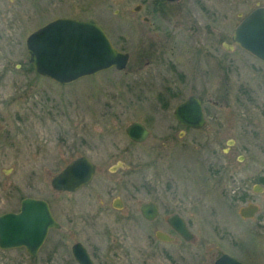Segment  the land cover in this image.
I'll use <instances>...</instances> for the list:
<instances>
[{"label":"rangeland","instance_id":"1","mask_svg":"<svg viewBox=\"0 0 264 264\" xmlns=\"http://www.w3.org/2000/svg\"><path fill=\"white\" fill-rule=\"evenodd\" d=\"M143 4L0 0V215L34 198L47 201L55 217L65 216L80 198L65 195L60 205L50 181L84 156L96 165L88 189L108 180L116 185L111 198L123 202L120 212L105 211L106 224L98 219L105 213L97 216L91 235L112 264H210L215 247L240 262L264 264V63L231 42L240 21L264 0H180L156 17ZM63 17L97 21L129 54L125 69L66 86L36 74L26 39ZM155 42L163 50L156 66ZM192 95L202 101L206 126L180 135L173 111ZM134 122L149 131L143 143L125 134ZM118 162L127 168L111 173ZM148 202L159 207L156 221L140 215ZM88 204L94 211L98 201ZM249 205L258 212L242 219L240 209ZM174 213L189 222L192 242L157 241V231L170 234L163 220ZM50 249L43 246L36 259L24 249L0 250V264H55L56 257L47 260Z\"/></svg>","mask_w":264,"mask_h":264},{"label":"water","instance_id":"2","mask_svg":"<svg viewBox=\"0 0 264 264\" xmlns=\"http://www.w3.org/2000/svg\"><path fill=\"white\" fill-rule=\"evenodd\" d=\"M174 2L178 0H167ZM231 42L264 63V7H257L235 28ZM226 50L232 46L224 44ZM28 63L34 71L59 85H69L81 78L116 68L122 70L128 62V54L115 49L101 26L94 20L57 18L40 27L26 39ZM175 119L183 126L201 128L205 120L201 103L195 96L179 104L174 111ZM127 137L142 143L148 131L140 123H132L126 129ZM231 146V141L228 143ZM95 167L86 157L72 161L63 171L51 179L56 191L75 192L90 182ZM259 186L253 192L261 193ZM258 208L246 206L240 209L243 219L254 218ZM143 219L153 221L159 215L156 203L149 202L140 207ZM172 228L186 241L192 235L178 215L168 220ZM55 220L45 201L24 199L19 213L0 215V249L25 248L34 257L42 246L49 229L57 228ZM162 241H170L158 234ZM81 264H88L87 257H79ZM215 264H242L226 255Z\"/></svg>","mask_w":264,"mask_h":264},{"label":"flooded vegetation","instance_id":"3","mask_svg":"<svg viewBox=\"0 0 264 264\" xmlns=\"http://www.w3.org/2000/svg\"><path fill=\"white\" fill-rule=\"evenodd\" d=\"M179 2L170 3V2H166L165 0H151V2H147V1L143 0V3H144L143 5H146L147 7L150 6V10L155 12V17H156V16H160L161 14L162 15L164 14V12L166 10L165 6L169 7L170 5H178ZM143 5H142V7H143ZM134 9L140 10L141 6L138 5ZM170 14L172 15V13H170ZM145 20L147 21V18H145ZM167 37H168V35H167ZM162 46H164V44H162ZM157 48H158V43L155 42V66L159 65V62H160L159 57L161 56L162 51H163V50L157 51L156 50ZM171 57H173V52L171 53ZM148 64L149 63L146 62V65H148ZM173 64H174V62L171 59V65L169 66L168 69L171 70L172 74L174 73V71L176 69V67L173 66ZM186 75H187V73H186ZM159 76H160L159 72L155 73V79H157ZM174 76L175 75L173 74V77ZM177 78H178V76H177ZM178 80H180V82H181L180 78H178ZM159 81H162V79H159ZM199 101L201 102L202 111L204 113L202 101L200 99H199ZM160 102H162L164 105L165 104L168 105L169 101L164 100L162 98L160 100ZM173 118H174L177 126L180 128V135H183L189 131L197 132L206 126V119H205L204 125L199 129L184 127L175 119L174 111H173ZM93 165L95 166V172H94V175H93L91 181L88 184L77 189L75 192L69 193V192H64V191H56L52 188V190L56 193V195H58L57 199H58L60 205L64 201L65 195L71 196V195H77L78 194L80 199L75 198V204L73 205L75 209L74 208L71 209L70 207L72 205H70L68 210L65 209L66 210L65 216H64V214L62 215V213H61V216L55 217L54 213L52 212L50 204L47 201H45V202H47V204L51 210L52 216H53L56 224L58 225V227L52 228L48 231L42 247L46 246V245L48 246V244L50 246H52V249H50L49 258L47 260H52L56 257L55 264H81L79 262V257H87L88 264H112V260L110 258L111 253L108 252V249L106 247H104V245L102 243L100 244V243H96L95 241L93 242L91 235H95L93 232H94V226H95V221L97 220V216L104 214L105 211L107 213H109V212H120L122 207H123V202L121 201V199H119L117 197L111 198L113 189L116 188V185L113 183L111 185H108L109 184L108 180H102V182H104L105 185L103 184V185L95 186L93 188L91 187L88 189V186L91 185V183L93 182V178H94L95 173H96V165L94 163H93ZM126 168H127L126 164L118 162L115 164V166H113L111 168V170H112L111 173H114L117 169L118 170H125ZM91 198H94L96 200V202L98 201V206H97L96 210H94V211L91 210L92 206L90 204H88L90 202ZM19 207H20V204H19ZM18 211H19V209L16 212H12V213H17ZM174 215H178L179 218H181L184 221L186 228L188 229V231L192 235V238L189 241H186L182 236H180L172 228V226L169 224L168 220L171 217H173ZM159 216H160V210H159L158 217L155 218V221L159 218ZM98 219H100V221H102L105 224L108 222V218L106 217V213L104 214L103 217H100V218L98 217ZM163 223L166 225V230H168V232H170V234L167 232H163V231H157L155 233V235H156L157 241L159 243H161L163 245H172V244L178 243V241H183V242L188 244L194 240V235H193L192 230L189 227L190 226L189 222L187 220H185L181 215H179L177 213L169 215L166 218H164ZM103 229H105V226H103ZM53 234H54V239H51V241L49 242V240H50L49 238ZM158 234L167 236L168 240H170V241H162L160 238H158ZM81 236H82V239H80ZM80 240H82V241H80ZM228 241H230V244H231L232 240H230L228 238ZM102 245L104 248H102ZM232 245H234L233 242H232ZM214 252H215L214 254L213 253L210 254V259L213 260L212 263H210V264H215V262L220 257H222L223 255H228L232 258L238 259L234 255L227 253V252H225V251H223L217 247L214 248ZM38 253L35 257H32L29 254H28V256L31 259H36L38 257ZM167 262H168V264H170L169 261H167ZM239 262H240V260H239ZM240 263L248 264V263H245L243 261H241ZM116 264H120V263L116 262ZM205 264H208V263L205 262Z\"/></svg>","mask_w":264,"mask_h":264}]
</instances>
